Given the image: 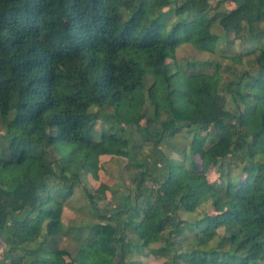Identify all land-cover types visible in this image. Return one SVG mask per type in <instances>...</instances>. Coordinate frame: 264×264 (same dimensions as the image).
<instances>
[{
  "label": "trees",
  "instance_id": "obj_1",
  "mask_svg": "<svg viewBox=\"0 0 264 264\" xmlns=\"http://www.w3.org/2000/svg\"><path fill=\"white\" fill-rule=\"evenodd\" d=\"M230 34L264 43V0H0V264H264V45L177 58ZM120 141L128 184L90 189Z\"/></svg>",
  "mask_w": 264,
  "mask_h": 264
},
{
  "label": "rangeland",
  "instance_id": "obj_2",
  "mask_svg": "<svg viewBox=\"0 0 264 264\" xmlns=\"http://www.w3.org/2000/svg\"><path fill=\"white\" fill-rule=\"evenodd\" d=\"M235 8L234 3L232 2H226L223 4L222 9L223 10H232ZM212 31L216 34H222V31L217 27V25H214L212 28ZM229 40H233V35L228 36ZM264 43H259L258 45L253 44L250 46H247L245 44H242L241 42L237 40H233V43H222L221 41L217 43L216 47V53L214 55H207L200 52H197L195 49L191 48L190 46H184L177 50V58L178 59H198V60H217V58H222L223 54H227L229 56L234 55L239 52H245L247 50H252L258 46H263ZM220 58V59H221ZM224 65H229V61L222 60ZM225 71V69H224ZM226 76V74L224 75ZM146 85L150 84L149 79L145 82ZM191 141V135L187 134L186 132L180 134L179 136L173 138L168 146L165 148V152L169 155L170 159H172L174 162L177 163H185V165H188L187 160H184L183 153L184 151L187 152V148ZM127 142L126 141H120L115 144L113 148L114 155H106L100 157V168L96 172V174L89 173L85 179V184L90 189H96L100 184H105L107 186L113 187L117 183L120 184H128L129 179V173L127 172L128 168V158L126 155L127 152ZM198 163H201L199 158H196ZM207 178L210 182L218 181V174L216 173L215 169L212 167L207 172ZM240 184H245L247 177L242 176L238 177ZM120 181V182H119ZM122 182V183H121ZM80 196V195H79ZM110 200V193L109 191H106L105 200L101 201L99 200V204H106V201ZM84 202L83 197H79V199H76L74 202H70L67 207L63 209L62 213V222L64 225H70L71 223H78L80 221H83L85 216L78 215L75 212V208L82 204ZM202 210H206L211 212V210H207L206 206L202 208ZM2 248V243L0 242V251ZM77 248V244L69 240L67 238H64L61 241L60 244V250L70 252L71 254L75 253ZM135 258H139V260L143 264H161L164 259L160 257H155L149 254L144 253L143 255H136ZM60 262L61 264H73L70 262V259L67 255L63 254L60 256ZM106 259L101 255L95 256V264H105Z\"/></svg>",
  "mask_w": 264,
  "mask_h": 264
}]
</instances>
